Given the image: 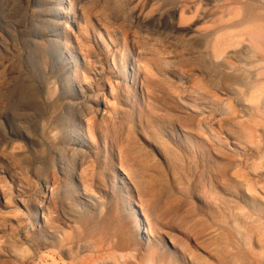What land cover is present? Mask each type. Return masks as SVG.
I'll use <instances>...</instances> for the list:
<instances>
[{"label": "rangeland", "instance_id": "obj_1", "mask_svg": "<svg viewBox=\"0 0 264 264\" xmlns=\"http://www.w3.org/2000/svg\"><path fill=\"white\" fill-rule=\"evenodd\" d=\"M238 1L0 0V264H264V97L213 52L264 40Z\"/></svg>", "mask_w": 264, "mask_h": 264}, {"label": "bare ground", "instance_id": "obj_2", "mask_svg": "<svg viewBox=\"0 0 264 264\" xmlns=\"http://www.w3.org/2000/svg\"><path fill=\"white\" fill-rule=\"evenodd\" d=\"M200 1V0H198ZM236 1V0H235ZM244 1V0H243ZM243 1H238L239 4L242 3ZM236 3V2H235ZM249 3V2H248ZM253 3V2H252ZM256 3V2H255ZM254 3V4H255ZM183 4H186V3H183ZM195 5V4H194ZM185 6V5H184ZM240 6V5H239ZM243 6V5H242ZM252 6H255V5H252ZM72 7V6H71ZM179 7V6H178ZM247 7V6H246ZM249 7V6H248ZM262 7V6H261ZM185 8H187L186 6L182 9L185 10ZM251 8V7H250ZM259 8V7H258ZM188 9V8H187ZM186 9V10H187ZM193 9V8H192ZM190 9V10H192ZM233 9V8H232ZM239 9V8H238ZM243 9V8H242ZM194 10V9H193ZM245 10V9H244ZM247 10V9H246ZM251 10H254V9H251ZM256 10V8H255ZM262 10L264 11V9L262 8ZM188 12H190L189 10H187ZM196 11V10H195ZM195 11H193L194 13H196ZM240 11V10H239ZM250 11V10H248ZM185 12V11H184ZM183 10H182V14L184 13ZM244 12V11H243ZM254 12V11H253ZM261 12V11H260ZM259 12V13H260ZM57 13L62 17L64 16L66 19H68L69 17V14L68 13H65V12H62V11H57ZM242 13V12H241ZM246 13V12H245ZM257 13V14H254V16L258 15L260 16V14ZM71 14H74L75 15V21L77 22V16H76V13L75 11L72 9L71 10ZM181 14V18L183 17V19L185 18V16L183 15L182 16ZM193 14V13H192ZM234 14V13H233ZM262 14V13H261ZM241 15V14H240ZM243 15V14H242ZM247 15V14H246ZM231 16V15H230ZM237 16V14H236ZM248 16V15H247ZM253 15H250V17H247L246 20L245 19H242V20H237L236 21V24H230V25H227V26H220L219 28H221L220 32H225L227 35L231 34L232 35V32L233 31H230V30H234L236 28V32L238 31L239 32V29H240V33H237L235 36H236V48L238 49L240 46H245L241 51H238L236 49V51L232 52L230 51L231 46L229 43L231 42L230 39H225L222 38L223 35H219L218 37H216V39H214V41L216 40V42L213 44V52H214V55L215 57L217 58V60H220L219 58L222 57V55H224V53L227 54V56L231 59H235L236 61H239L241 64H244L245 67H235L236 68V75H234L233 73V79L236 84V91H239L242 95H249V99H257V100H260L261 98L264 97V81L263 78L261 79L260 78V74H257V73H254L255 71H251L252 68L254 66H256V64H264V40L262 41H259L258 39L252 37L250 39H245L244 35H243V32L245 33V30L249 28H252L255 23V18L253 16V18L251 17ZM238 17L240 18V16L238 15ZM237 17V18H238ZM243 17V16H242ZM241 17V18H242ZM236 18V17H235ZM258 18V17H257ZM256 18V19H257ZM63 20V19H62ZM261 20H264V19H261ZM59 21V20H58ZM235 21V20H234ZM258 21V20H257ZM61 22V21H59ZM233 22V21H232ZM55 23V22H54ZM53 23V24H54ZM247 24H249L250 26L252 27H246ZM252 24V25H251ZM246 25V26H245ZM248 25V26H249ZM243 26L246 27V29L244 30V28H242ZM52 28V27H51ZM57 29V28H56ZM241 29L244 30L242 33H241ZM246 30V32L248 31ZM64 31V30H63ZM261 31V30H260ZM212 34V33H211ZM210 34V36H212ZM217 34V33H216ZM251 34V33H250ZM234 35H232L231 37H233ZM203 37V36H202ZM207 37V36H206ZM230 37V36H229ZM256 37V36H255ZM201 38V37H200ZM205 38V36H204ZM53 39V38H52ZM212 38H206L204 40L205 43H207V45H211L210 43H213L212 40H210ZM54 40V39H53ZM59 40V39H58ZM199 40V39H198ZM61 43V42H60ZM199 43V42H198ZM203 43H201L202 45ZM247 45V46H246ZM205 47V46H204ZM212 54V53H211ZM225 63L227 62L226 60L224 61ZM222 61V63H224ZM221 63V64H222ZM214 64V63H213ZM219 64V63H218ZM230 67H232V65H228ZM241 66V65H240ZM243 66V65H242ZM216 67V65H215ZM263 67V66H262ZM234 68V70H235ZM256 69V67H255ZM254 69V70H255ZM233 70V69H232ZM97 72V71H96ZM228 72V71H227ZM104 76V75H103ZM76 77H78L76 75ZM231 79V80H233ZM234 84V85H235ZM99 85V84H97ZM89 87V86H88ZM81 91H82V95L86 98L87 95H89L90 93H94V87H89V88H84V87H81ZM236 94H238V92H236ZM90 96V95H89ZM98 97V96H97ZM256 97V98H255ZM88 98V97H87ZM89 100V99H88ZM258 103V101H256ZM192 108H195V109H199L200 107L198 105H195V104H191L190 102H187ZM88 104V103H87ZM81 106V105H80ZM84 106V105H83ZM99 105L97 104V107ZM230 110H232L231 108H229ZM8 135V134H7ZM8 137V136H7ZM58 168V167H57ZM60 170V168H59ZM57 174V173H56ZM60 174V173H59ZM43 184L41 186H39V191L41 193V196H42V200H43V203L50 197V192L52 194V192L54 190H52L51 186H50V183L48 180H43ZM10 183H8V186L7 188L9 189L8 191L10 192H14L13 188L10 187ZM5 186V185H4ZM6 188V187H5ZM7 191V190H6ZM54 193V192H53ZM41 198V197H40ZM10 200V199H9ZM6 201V199H5ZM25 201V200H23ZM21 200V204H24ZM13 202V201H12ZM11 200L9 201V203H12ZM7 204H8V201H7ZM13 204V203H12ZM16 207L17 209H21L20 207V204H16ZM27 207V206H26ZM38 213V211L36 212ZM40 218H44V215L42 214ZM39 219V217L37 216V220ZM138 225L143 227L144 223L139 219L138 220ZM38 224H35L33 223V226H36ZM146 232V231H145Z\"/></svg>", "mask_w": 264, "mask_h": 264}]
</instances>
